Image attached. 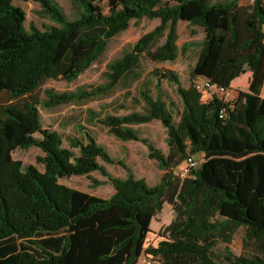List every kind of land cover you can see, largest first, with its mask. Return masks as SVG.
Wrapping results in <instances>:
<instances>
[{
	"label": "trees",
	"instance_id": "1",
	"mask_svg": "<svg viewBox=\"0 0 264 264\" xmlns=\"http://www.w3.org/2000/svg\"><path fill=\"white\" fill-rule=\"evenodd\" d=\"M33 1L55 25L31 24L27 30L25 11L15 0H0V95L9 99L0 102V264H139L145 253L159 264H264V2L113 0L120 9L102 15L92 0H73L78 16L70 19L54 0ZM144 19L160 24L108 65L106 86L64 94L47 90L42 105L56 108L95 98L130 75L138 80L141 58L153 63L178 59L180 22L194 28L192 34L201 28L204 39L188 88L174 71L155 70L159 94L140 93L143 111L101 118L88 113L90 122L116 139L149 148V157L169 174L155 186L137 179L86 130L83 139L72 138L64 147L60 133L43 128L35 95L48 80L78 79L114 37ZM245 67L252 71L248 89L234 97L233 81ZM200 79L230 91L233 101L217 93L206 98L195 88ZM162 81L176 86L182 108L163 98ZM155 120L167 130L168 154L134 128ZM32 147L44 153L39 159L43 172L13 158L16 150ZM197 155L203 161L190 170L177 196L179 210L169 237L146 249L173 173ZM104 164H119L127 178L111 176ZM94 172L113 184L111 198L60 183V178ZM240 228L246 231L248 253L237 256L229 246ZM219 243L227 245L223 263L215 252Z\"/></svg>",
	"mask_w": 264,
	"mask_h": 264
},
{
	"label": "rangeland",
	"instance_id": "2",
	"mask_svg": "<svg viewBox=\"0 0 264 264\" xmlns=\"http://www.w3.org/2000/svg\"><path fill=\"white\" fill-rule=\"evenodd\" d=\"M63 9L70 19L78 16L74 7L73 0H54ZM216 1V0H214ZM93 6L97 13L108 14L113 9H120L118 3L113 0H92ZM249 0H242L241 4L248 5ZM15 4L21 7L26 15V28L30 30V25L34 24L43 29L55 25L51 19L42 12L39 3L33 0H15ZM160 24L159 20L132 21L129 28L114 37L109 45L107 52L94 63L91 68L85 71L74 81H68L64 78L58 80L46 81L35 93L40 100L39 106L42 125L44 129L57 131L64 139V147L69 148V140L72 138L83 139V132H90L97 142L107 148L110 155L117 161L123 160L132 169L137 179H144L149 186H155L160 183L163 178H168L169 174L159 167L156 160L149 157V148L141 142H124L116 139L109 134L108 129L98 124L90 122L88 113L94 111L99 117L105 115L124 116L131 112L143 111L144 103L141 102L140 93L149 90L153 97H157L159 92L156 84L157 79L153 76V71L160 70L174 71L181 79L184 88H188L191 84V70L194 67L202 47L204 32L201 28H195L196 33L192 34L194 28L188 23H179V40L180 48L178 59L175 62L153 63L143 57L135 71L140 75L139 79H134L130 75V79L121 82L116 88L108 93L101 94L91 99H81L75 102L62 105L56 108H47L42 103L47 100L46 91L52 90L57 94L76 93L82 90H94L107 85L108 80L106 73L108 65L113 61L121 58L123 54L130 50L132 46L146 33L152 31ZM247 69L241 72L239 85L241 88L246 87ZM216 92V91H215ZM161 93L166 101H174L179 108H182L180 98L176 92V86L166 81L161 83ZM214 93L205 94L206 98ZM222 97L221 95H219ZM226 101H233V97L229 96ZM0 102L7 104L9 102L6 94L0 95ZM176 121H179L178 114H175ZM139 134L151 140L154 146L161 150L164 154H168L169 147L166 143L168 136L167 130L162 122L155 120L151 123L134 126ZM40 138V134L36 135ZM44 153L36 147L28 150L18 149L13 153V158L23 163L24 168L29 166L36 167L39 171H44V165L39 159ZM199 164L203 161V156L193 158ZM107 171L115 178L125 179L127 171L119 164H104ZM180 168L176 169L171 188L164 194L162 199L163 208L161 211L154 213L151 223V233L148 235L145 248L157 247L160 241L169 237L173 224L176 221L179 201L178 194L181 193L186 185V179L179 175ZM60 183L68 187L80 190L93 196L109 199L115 194L113 184L108 178L99 172L92 173L88 176H72L60 178ZM171 192V193H169ZM165 223L166 221H168ZM164 224H167L164 226ZM245 229L240 228L233 236V241L229 246L232 252L240 256L248 253V249L244 246ZM227 247L224 243H219L216 248V256L219 262H224V249ZM149 261L147 253L140 259L139 264H146ZM151 264H159L158 261H152Z\"/></svg>",
	"mask_w": 264,
	"mask_h": 264
},
{
	"label": "built area",
	"instance_id": "3",
	"mask_svg": "<svg viewBox=\"0 0 264 264\" xmlns=\"http://www.w3.org/2000/svg\"><path fill=\"white\" fill-rule=\"evenodd\" d=\"M251 2L253 0H250ZM195 88L197 91L203 94H207L210 92L217 93L218 95H221L222 97H229L231 95V92L220 87L214 86L210 80L208 79H200L195 82ZM216 91V92H215ZM199 165L198 162L195 160H189L186 162V164L181 167L179 175L186 179L189 176L190 170L192 168H196ZM146 264H151V261H145Z\"/></svg>",
	"mask_w": 264,
	"mask_h": 264
},
{
	"label": "crops",
	"instance_id": "4",
	"mask_svg": "<svg viewBox=\"0 0 264 264\" xmlns=\"http://www.w3.org/2000/svg\"><path fill=\"white\" fill-rule=\"evenodd\" d=\"M262 1L264 2V0H262ZM244 69H247V74H246V81H247V83L245 84L246 87H245V88H241V86L239 85V80H240V75H241V73H240L239 77L236 78V79L233 81V88H232V91L234 92V97H236V96L238 95V92H239V91H247V89H248V82H249V79H250V77H251V75H252V71H251V69H250L249 67H245ZM244 69H243V70H244ZM243 70H242V71H243ZM242 71H241V72H242ZM6 96L8 97L7 94H6ZM261 96H262V98H264V86H263V88H262ZM1 104L4 105V103H2V102H1Z\"/></svg>",
	"mask_w": 264,
	"mask_h": 264
}]
</instances>
